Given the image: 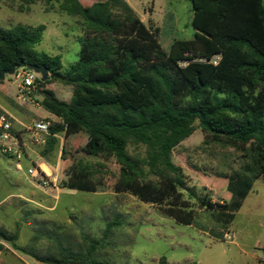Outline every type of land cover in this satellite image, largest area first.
<instances>
[{
    "label": "rangeland",
    "instance_id": "obj_1",
    "mask_svg": "<svg viewBox=\"0 0 264 264\" xmlns=\"http://www.w3.org/2000/svg\"><path fill=\"white\" fill-rule=\"evenodd\" d=\"M123 1L147 27L158 29L164 52L176 40L193 38L188 0ZM79 2L88 7L95 0ZM40 25L44 30L35 50L59 55L66 70L78 58L81 20L40 0H0V29ZM18 70L0 80V112L11 117L18 142L3 153L0 141V264H49L70 255L97 264H160L161 258L166 264H264V176L253 180L230 223L220 210L202 206L230 202L226 177L243 173L249 164L244 151L209 143L196 124L173 149L171 161L184 177L178 192L193 213L192 223L181 225L163 214L164 204L147 201L158 185L156 177L149 176L135 192L117 191L119 165L105 154L89 155L87 134L63 131L46 150L49 131L35 136L32 126L42 121L50 127L59 120L50 118L37 92L26 104L18 99ZM43 90L70 102L71 87L59 80L45 82ZM127 151L144 157L141 146L129 145ZM33 167L43 171L45 184L27 173ZM227 233L231 242L224 238Z\"/></svg>",
    "mask_w": 264,
    "mask_h": 264
},
{
    "label": "trees",
    "instance_id": "obj_2",
    "mask_svg": "<svg viewBox=\"0 0 264 264\" xmlns=\"http://www.w3.org/2000/svg\"><path fill=\"white\" fill-rule=\"evenodd\" d=\"M40 1L81 20L77 61L63 70L59 55L35 50L43 25L16 26L0 29V72L18 64L44 66L71 87L69 103L51 93L50 101L42 99L43 109L59 120L49 127L46 150L63 131L87 134L89 155L105 154L119 165L117 191L135 192L154 176L159 182L147 201L164 204L163 214L190 225L193 213L178 192L184 177L171 152L196 124L209 143L249 157L242 174L226 177L230 202L202 203L232 222L253 180L264 176V0H188L193 38L172 42L168 52L158 43V29L123 0H95L88 7L79 0ZM129 145L141 146L144 157L130 155ZM47 262L97 264L74 255Z\"/></svg>",
    "mask_w": 264,
    "mask_h": 264
},
{
    "label": "built area",
    "instance_id": "obj_3",
    "mask_svg": "<svg viewBox=\"0 0 264 264\" xmlns=\"http://www.w3.org/2000/svg\"><path fill=\"white\" fill-rule=\"evenodd\" d=\"M219 59V57H215L212 60L213 64H216V61ZM16 91L18 99H20L25 104L28 103L29 95L33 92H36V85L37 81L39 79V76L35 74L33 71H30L26 68H20L18 72H16ZM27 97V98H26ZM13 129V122L9 115H7L4 112H0V141L3 143L2 152L3 153H10L11 150V144L17 146V138L13 136L12 134ZM32 131L35 136H39L42 134H48L49 131V123L45 122H36L32 126ZM17 157V159L20 158V156L15 152L13 153ZM17 167L20 168V166L17 164ZM27 173L34 178L37 182L41 184H45L46 179L43 176V171L38 170L37 168L33 167L27 170ZM225 240L228 242L232 241V235L230 233L225 234L224 236Z\"/></svg>",
    "mask_w": 264,
    "mask_h": 264
},
{
    "label": "water",
    "instance_id": "obj_4",
    "mask_svg": "<svg viewBox=\"0 0 264 264\" xmlns=\"http://www.w3.org/2000/svg\"><path fill=\"white\" fill-rule=\"evenodd\" d=\"M20 68H26L30 71H33L35 74L39 76L38 83L36 85V92L43 96V98L47 99V101H50L51 95L43 90L45 86V82H47L50 79H58V76L55 74H50L48 70L44 66H34V65H23L18 64L12 66L8 70H4L0 72V80H3L5 76H11L14 74V72ZM0 239H4V236L0 233Z\"/></svg>",
    "mask_w": 264,
    "mask_h": 264
},
{
    "label": "crops",
    "instance_id": "obj_5",
    "mask_svg": "<svg viewBox=\"0 0 264 264\" xmlns=\"http://www.w3.org/2000/svg\"><path fill=\"white\" fill-rule=\"evenodd\" d=\"M48 115L50 116V118L53 117V116H52L51 114H49V113H48ZM53 118H54V117H53ZM262 253H264V252H262ZM260 261L264 262V257H261Z\"/></svg>",
    "mask_w": 264,
    "mask_h": 264
}]
</instances>
